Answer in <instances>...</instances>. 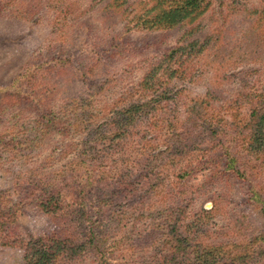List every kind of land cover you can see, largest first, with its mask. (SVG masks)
Returning <instances> with one entry per match:
<instances>
[{"label":"rangeland","instance_id":"obj_1","mask_svg":"<svg viewBox=\"0 0 264 264\" xmlns=\"http://www.w3.org/2000/svg\"><path fill=\"white\" fill-rule=\"evenodd\" d=\"M108 1L0 0V264H23L52 235L74 250L55 264H264V122L246 125L264 112V22L211 0L204 30L149 31L128 23L148 0ZM209 27L221 28L215 43ZM193 41L191 76L163 94L137 90L152 64ZM197 100L231 128L209 140L202 113L186 133ZM127 109L136 115L124 128ZM48 191L46 215L36 204ZM211 202L214 214H200Z\"/></svg>","mask_w":264,"mask_h":264},{"label":"trees","instance_id":"obj_2","mask_svg":"<svg viewBox=\"0 0 264 264\" xmlns=\"http://www.w3.org/2000/svg\"><path fill=\"white\" fill-rule=\"evenodd\" d=\"M122 0H109L105 5L110 8H117L121 5ZM148 3H150V7L148 9L144 10L143 12L139 13H133L132 17L130 18V21L128 23H133L136 26H140L142 29L153 31V30H165V29H171L178 25H189L188 32L193 35L196 32H200L201 30H204L202 28V21L208 17V21H210L211 25L214 22L213 17L215 15L213 11L212 1L211 0H148ZM230 4L227 0V2L224 4V2H219L220 9H223L224 13L230 14V13H239V11L247 12L249 15H257V19H255V25L258 26L264 22V2L257 6V9H253L251 7H243L242 10H239L236 6H233ZM71 7L67 9L65 14L63 15V18L71 14ZM254 27H251L250 29H253ZM221 31L220 27H212L208 28L206 30V41L215 43L218 39L217 33ZM208 33V34H207ZM187 34V32H185ZM264 42V41H263ZM192 44H196V42H189L187 44H182L181 46L175 48L174 50L169 51L166 56H162V60L159 62H156L152 64L148 71L143 74V76L140 78L137 90L142 93H145L147 95H152L150 93H153L155 91V86L158 91L163 94L166 89L165 86L168 84L167 82L172 81V79H183L191 76L193 71V64L192 60H189L190 55H192L191 52H194V49L192 47ZM188 49V50H187ZM188 52H187V51ZM185 57V58H183ZM184 59V60H182ZM174 60V67L171 68V65L173 64ZM166 64L165 67H163ZM218 77V76H217ZM154 85V86H153ZM159 87V88H158ZM203 101L197 100L196 103L191 108H187V110L184 112L185 118L181 124V126L187 124L184 126L185 132L189 133L193 128L189 126L190 123H192L195 126V120L191 118L193 114L201 116L203 113L204 117H208L210 123L207 124V127L209 128L208 134L206 137L209 140H212L213 137H215L216 128H222L224 125H227L228 128H231V124H229L226 121L218 122L214 120V115L217 112L215 110V106H202ZM225 109H228V107L223 106ZM217 108V106H216ZM208 109V112H207ZM219 110V106H218ZM125 115H120L121 119L119 121V125L122 127H126L127 123L132 121V118L136 115V112L131 111V109L125 110ZM208 114V115H207ZM259 115V116H257ZM254 115V109L249 113L247 119L248 124L246 123L247 127L251 129L253 125H255V128H261L260 125L257 127L258 124L264 122V112L261 114ZM117 117V116H116ZM116 119V118H115ZM156 121V119H154ZM256 138H253V141L257 140V133L255 134ZM252 141V140H251ZM252 141V142H253ZM148 142L144 144V149H151V147H147ZM257 151V150H256ZM260 152H264V148L259 150ZM225 156V154L223 155ZM225 157H229V154H226ZM235 161L231 157L229 161L225 163V170L229 169V166H233V163ZM46 193L47 197L41 198L37 201V207L42 211L44 214L49 215L55 211V205L53 202L51 203L50 200L53 199L54 192H44ZM56 201V199H55ZM216 203L211 202V208L207 211L200 210V214H209L212 215L216 211ZM262 212V210H261ZM264 215V213H263ZM7 218V215L3 211V209L0 206V220H5ZM60 237V236H59ZM56 235H52L45 240L49 243V241H53V243L49 244L47 246L46 250H37L34 251L33 248L30 247L25 250V262L23 264H55L56 260L59 258L60 255H67V252H73L74 250L70 247V241L67 239L63 240V238H59ZM150 237H153V235H150ZM151 239H149L150 241ZM40 240L37 241V245L40 244ZM180 244V243H179ZM180 247V246H178ZM175 248V247H174ZM173 248V249H174ZM30 253H33L32 255H28ZM175 253H173V256ZM234 257L232 259L227 260H218L215 261L214 258L211 259H204L201 258L200 260H197V262H192V264H233ZM164 262H166L164 260Z\"/></svg>","mask_w":264,"mask_h":264}]
</instances>
